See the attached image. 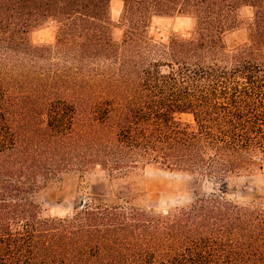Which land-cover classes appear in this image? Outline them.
<instances>
[{
  "label": "trees",
  "instance_id": "obj_1",
  "mask_svg": "<svg viewBox=\"0 0 264 264\" xmlns=\"http://www.w3.org/2000/svg\"><path fill=\"white\" fill-rule=\"evenodd\" d=\"M121 1L117 40L112 0H0V264H264V189L231 196L264 181V0ZM176 15L188 35H149ZM47 21L55 42L34 44ZM148 167L220 188L155 213ZM98 171L126 183L41 215L50 182Z\"/></svg>",
  "mask_w": 264,
  "mask_h": 264
},
{
  "label": "rangeland",
  "instance_id": "obj_2",
  "mask_svg": "<svg viewBox=\"0 0 264 264\" xmlns=\"http://www.w3.org/2000/svg\"><path fill=\"white\" fill-rule=\"evenodd\" d=\"M123 1L112 0L111 15L116 24L114 37L121 40L123 30L120 27V17ZM252 12L243 13L245 20L250 19ZM246 22L240 28L227 35L228 44L242 43L247 40ZM192 28V20L188 16L172 17L154 16L149 27V35L158 42H167L173 33L188 35ZM57 24L54 21L44 22L30 33L34 44L50 45L56 39ZM183 121H192L191 115H181ZM143 183L146 195L139 205L155 213H167L176 207L191 203L198 195L220 188L214 182H206L186 173L169 172L156 167H148L139 177ZM126 181H111L109 175L98 171L88 175L78 172L65 173L50 182L43 190L36 193V199L42 204L43 217H67L73 214L83 199L89 196H111L114 186H121ZM235 199H252L264 189V181L260 176H242L235 180Z\"/></svg>",
  "mask_w": 264,
  "mask_h": 264
}]
</instances>
